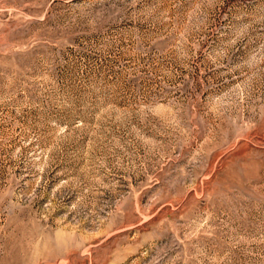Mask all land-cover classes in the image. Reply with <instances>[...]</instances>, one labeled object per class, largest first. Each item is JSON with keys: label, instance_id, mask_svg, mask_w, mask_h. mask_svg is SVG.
<instances>
[{"label": "rangeland", "instance_id": "obj_1", "mask_svg": "<svg viewBox=\"0 0 264 264\" xmlns=\"http://www.w3.org/2000/svg\"><path fill=\"white\" fill-rule=\"evenodd\" d=\"M0 264H264V0H0Z\"/></svg>", "mask_w": 264, "mask_h": 264}]
</instances>
